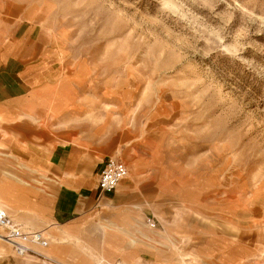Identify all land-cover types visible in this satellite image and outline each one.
Here are the masks:
<instances>
[{
    "label": "rangeland",
    "instance_id": "rangeland-1",
    "mask_svg": "<svg viewBox=\"0 0 264 264\" xmlns=\"http://www.w3.org/2000/svg\"><path fill=\"white\" fill-rule=\"evenodd\" d=\"M0 6V40L30 23L56 54L50 82L0 124V208L25 218V192L50 183L23 148L74 144L129 169L143 198L132 239L141 264H264V0ZM66 82L67 110L54 119ZM48 260L0 243V264H71Z\"/></svg>",
    "mask_w": 264,
    "mask_h": 264
},
{
    "label": "crops",
    "instance_id": "crops-1",
    "mask_svg": "<svg viewBox=\"0 0 264 264\" xmlns=\"http://www.w3.org/2000/svg\"><path fill=\"white\" fill-rule=\"evenodd\" d=\"M55 55L30 23L10 29L0 40V124L12 125L31 95L50 82L47 65L54 63ZM70 90V82L58 90L52 118L58 119L67 110ZM9 134L7 144L15 143L9 141ZM26 150L28 165L46 174L50 183L43 191L25 192L19 208L20 213H26L25 218L15 219L23 226L21 219L29 223L32 231L45 233L50 240L45 249L48 259L71 264H141L144 251L132 239L133 227L142 218V195L126 179L119 184V191L102 193L98 189L100 174L111 157L98 158L74 144L59 145L50 153L31 147L22 149ZM161 237L170 242L168 237ZM83 242L87 247L82 246Z\"/></svg>",
    "mask_w": 264,
    "mask_h": 264
},
{
    "label": "built area",
    "instance_id": "built-area-1",
    "mask_svg": "<svg viewBox=\"0 0 264 264\" xmlns=\"http://www.w3.org/2000/svg\"><path fill=\"white\" fill-rule=\"evenodd\" d=\"M128 174V168L122 161L109 158L100 174L98 189L102 193H113ZM147 224L151 229L156 230L154 220H148ZM0 239L11 247L18 258L40 256L49 261L37 251L38 249L45 250L50 245V240L45 236V233L25 228L4 208H0Z\"/></svg>",
    "mask_w": 264,
    "mask_h": 264
},
{
    "label": "bare ground",
    "instance_id": "bare-ground-1",
    "mask_svg": "<svg viewBox=\"0 0 264 264\" xmlns=\"http://www.w3.org/2000/svg\"><path fill=\"white\" fill-rule=\"evenodd\" d=\"M2 242L5 243V241H3L2 239H0V243H2ZM5 244H6V243H5ZM6 245H7V244H6Z\"/></svg>",
    "mask_w": 264,
    "mask_h": 264
}]
</instances>
